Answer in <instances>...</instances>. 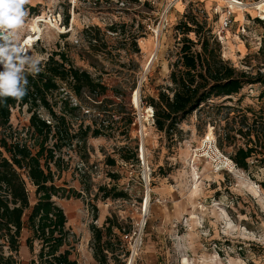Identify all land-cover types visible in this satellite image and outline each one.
<instances>
[{"label": "rangeland", "instance_id": "obj_1", "mask_svg": "<svg viewBox=\"0 0 264 264\" xmlns=\"http://www.w3.org/2000/svg\"><path fill=\"white\" fill-rule=\"evenodd\" d=\"M238 1L242 4L233 6L228 0H28L25 4L20 42L29 34L38 40L23 50L41 58V64L51 53H64L68 64L106 86L104 103L90 101L86 94L80 99L72 95V104L81 108L67 114L72 133L90 123L92 128L104 125L103 135L74 140L58 151L63 167L56 172V184L81 194L54 197L64 208L72 233L65 249L72 251L78 264H100L93 255L90 225L102 226L111 215L125 228L130 223L134 227L122 238L127 244L116 246L110 264H264V140L252 142L253 134L250 138L237 132L246 123L244 114L252 123L264 107L260 97L264 84H248L230 101L213 100L185 118L173 137L156 128L153 108L147 103L149 96L157 97L160 88L171 84L182 37L176 25L186 11H198L212 28L224 59L253 75L264 72V22L257 20H264V15L254 5L261 0ZM228 10L232 23L224 27ZM37 24L40 30L34 27ZM111 26L117 30L111 31ZM136 89L140 107L131 101ZM67 92L62 85L49 96L59 115L65 113ZM38 112L51 119L46 108ZM31 114L28 105H17L11 123L34 146L36 135L26 130ZM207 138L216 140L229 159L239 147H254L248 169L221 162L214 145L210 149L206 143L203 148ZM133 151L136 159L121 157ZM208 152L214 157L209 158ZM100 187L126 196L106 198ZM28 189L33 204L35 187L29 183ZM113 231L121 236L116 226ZM30 234L27 228L22 232L18 264H30L34 257L26 245ZM39 247L36 241L35 253Z\"/></svg>", "mask_w": 264, "mask_h": 264}, {"label": "trees", "instance_id": "obj_2", "mask_svg": "<svg viewBox=\"0 0 264 264\" xmlns=\"http://www.w3.org/2000/svg\"><path fill=\"white\" fill-rule=\"evenodd\" d=\"M176 28L182 37L180 57L173 64L170 73L171 84L160 88L157 97L147 98L148 105L153 108L154 125L169 137H173L185 118L213 100L230 101L240 94L246 85L264 84V72L258 71L253 75L241 71L223 58L220 42L207 22L200 19L198 11H186ZM110 30L116 31L117 28L111 26ZM191 34H194L195 38ZM93 40H96V37L90 41ZM67 61L64 53H51L47 61L41 64L42 70L38 75L25 73L28 85L27 95L23 99L8 98L0 101V264L19 263L17 255L25 228L31 233L26 239V245L34 254L30 264H78L76 259L71 258L72 251L65 249L72 233L68 226L67 214L54 197L80 198L81 194L56 184V172L63 167V159L58 151L64 146H71L74 140L79 143L88 136L103 135L104 125L92 128L90 123L72 133L67 114L73 115L81 108L78 104H72V95L80 99L86 94L90 101L104 103L105 99H101V95L106 92V86L95 81L86 70L68 64ZM62 85L67 86L71 94L66 93L65 113L59 115L54 110L49 96ZM260 97H264V93H261ZM17 105H28L32 112L30 125L26 130L32 129L36 135L34 146H31L27 139L21 136L20 130L11 123L12 109ZM40 107L48 110L51 119L40 115ZM85 111L84 114L89 115L90 112ZM106 112L111 111L103 109V113ZM89 117L94 122L93 115ZM243 117L246 123L237 132L248 137L253 134L255 139H250L252 142L263 141L264 107H261L258 115L254 114L252 123H248L246 114ZM245 127L247 129L244 131ZM225 136L228 137L229 133L226 132ZM50 139H54L53 144H49ZM254 152V147H239L232 160L236 166L248 169L249 158ZM136 155L133 151L129 154L122 153L121 157L130 161L136 159ZM109 162L115 164V159L111 158ZM29 183L35 187L36 202L33 204L30 200ZM100 190L106 198L126 196L123 192H114V188L100 187ZM93 210L94 220H98V207L94 205ZM114 226L120 230L121 236L114 233ZM133 227L130 223L125 228L118 218L112 215L106 217L102 226L92 223L90 229L93 233L95 259L100 264H110L109 259L115 256L116 246L122 242L127 244L122 238L124 235H130ZM36 241L40 246L37 253L34 252Z\"/></svg>", "mask_w": 264, "mask_h": 264}, {"label": "clouds", "instance_id": "obj_3", "mask_svg": "<svg viewBox=\"0 0 264 264\" xmlns=\"http://www.w3.org/2000/svg\"><path fill=\"white\" fill-rule=\"evenodd\" d=\"M28 0H0V101L21 100L27 95L28 80L41 72V58L28 55L20 43V32Z\"/></svg>", "mask_w": 264, "mask_h": 264}, {"label": "bare ground", "instance_id": "obj_4", "mask_svg": "<svg viewBox=\"0 0 264 264\" xmlns=\"http://www.w3.org/2000/svg\"><path fill=\"white\" fill-rule=\"evenodd\" d=\"M223 1V0H221ZM230 3H232L233 6L235 5H241V3L238 1V0H228ZM255 7L261 11V14L264 15V0H261L259 2H256L255 4ZM44 21V20H42ZM34 27H36L37 29L40 30V27L37 25H35ZM38 38V37H37ZM36 38L34 37L33 34H29L27 36H25L22 41L20 42L21 44L23 43L24 46H29ZM23 46V47H24ZM155 57V56H154ZM149 67V66H148ZM140 91L139 89H136L135 92L132 94V103L133 105H135L136 107H140ZM150 107V106H149ZM212 139L211 138H207L206 139V142L207 141H211ZM206 142H204V147L203 148H206ZM218 149V148H217ZM144 151V150H143ZM216 153V156H221L223 155L222 152L218 149L215 151ZM207 156L209 158H212L213 155H210L209 152L207 153ZM214 157V156H213ZM221 162L223 163H226V164H229L230 167L234 168V165H233V162L230 163L229 161V158H221ZM147 204H148V199H147Z\"/></svg>", "mask_w": 264, "mask_h": 264}, {"label": "built area", "instance_id": "obj_5", "mask_svg": "<svg viewBox=\"0 0 264 264\" xmlns=\"http://www.w3.org/2000/svg\"><path fill=\"white\" fill-rule=\"evenodd\" d=\"M241 4H242V1H239ZM231 23H232V12L230 11V10H228V13H226V15H225V17H224V21H223V26L224 27H229L230 25H231ZM35 40H38L37 38L35 39ZM34 42V41H33ZM22 45V44H21ZM23 47V46H22ZM25 47L26 46H24L23 47V49L25 50ZM0 70H2V69H0ZM48 122H50L49 120H48ZM206 143H209L210 144V146H211V148L210 149H212V145H214L215 146V149L216 150H218L217 149V145H216V140H214V141H207ZM216 154V153H215ZM219 158V157H218ZM221 158H228V157H225L224 155H221L220 156V161H221ZM217 161V160H216ZM229 161H230V163L231 162H233V165L234 166H236V164L234 163V161L232 160V159H229ZM227 166H230L229 164H226Z\"/></svg>", "mask_w": 264, "mask_h": 264}]
</instances>
